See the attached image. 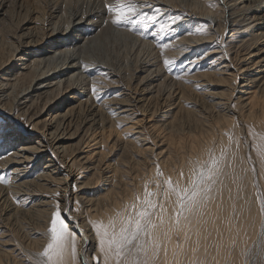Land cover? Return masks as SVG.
I'll return each mask as SVG.
<instances>
[{
  "label": "rangeland",
  "instance_id": "374dc122",
  "mask_svg": "<svg viewBox=\"0 0 264 264\" xmlns=\"http://www.w3.org/2000/svg\"><path fill=\"white\" fill-rule=\"evenodd\" d=\"M185 1L192 4L190 3L192 0ZM202 1L213 8H218V10L223 6L216 0ZM27 2L30 3L32 0H27ZM117 2L118 0H108L107 2L106 0H100V2L95 0L93 5L101 3V7L105 8H103L105 17L101 18L99 22L102 21L101 29L104 28L107 31L101 33L98 28L89 33L90 36L97 34V38L82 48V55L86 59L83 60L79 56L87 65L90 73L92 72L88 75L89 80L86 82L90 89L89 93L95 102L110 101L111 104L108 105L116 108L115 111L110 109L112 111L110 113L112 115L119 113L117 117L122 116V118L120 117L121 119L115 122L112 129L106 127L103 131L97 129L92 133V136L85 135L80 144V137L83 134L81 130L73 136V139L65 140L66 144L72 143L74 147L79 146L81 151L79 157H87L92 162L91 166L94 167L88 171L83 170L79 165L73 168L75 175L72 180L77 179L84 184L83 187L78 190V187L71 183L64 193L60 188L57 189L58 191L54 188L41 194L38 193V196L45 197L42 204V207L43 205L45 207H43L44 213L35 215L12 213L14 218L11 216L10 222L1 220L0 246L9 251L14 249L12 255L17 260L16 264H45L46 257H42L40 253L50 242L51 221L54 213L59 210L61 219L68 225V232L75 233L74 236H69L66 242L60 264H116L114 257H109L106 261L101 246L100 249L97 248L96 241L99 240L100 243V237L97 235L98 240L95 239L97 234L95 225H109L111 222H115L116 230L119 231L121 221L126 216L134 217L137 211L146 207L143 203L146 193L152 194L147 198L153 202V197L158 189L159 191L163 190L167 185L172 198H177L173 189L191 188L192 179L197 172L201 168L206 169L211 158L215 157L218 161L215 169L217 175L214 174L213 180L208 183L211 188L221 183L225 185L223 198H221V200L224 199L221 201L224 205L216 210H209L208 218L194 223V225H198V228L194 227L188 236L191 237L188 238V242L193 254L184 258L182 264H264V211H262L264 155L257 149V145L261 143L260 137L264 136V96H260L264 94V91L255 86L246 90L242 99L237 100L235 95L232 97L233 82L236 84V81L229 82L228 74L213 73L208 68L210 61L218 57L221 51L218 49V51L211 52L212 45L224 50L226 57L222 61L229 60L227 53L232 59L231 56L234 52L241 49L242 40L248 38V34L242 27L245 22L228 28L223 35L215 34L213 42H207L199 47V44L196 46V41L188 42V39L207 32V26L200 20L192 19L191 12L189 9H185L184 5L181 4L179 8L168 6L172 13L168 8L166 10L163 6L150 0H130L136 5V14L132 17L136 23H120L118 25L113 23L114 13L108 10L109 5L115 6ZM123 3L128 4L129 0H125ZM2 16L0 15V21ZM153 17H155L154 20ZM80 24L88 23L81 22ZM0 25H6V23L1 21ZM27 25L32 26L33 23L29 21ZM91 25L90 23L88 26L89 32ZM7 31L2 29V37L8 38ZM107 33H112L110 38ZM234 36H238L237 39H233ZM182 38L188 42L187 44L181 41L184 46L182 54L180 56L172 54L170 58L164 60L165 67L160 65L163 73L165 70L164 75L172 80L169 87L172 86L173 89L176 87L177 91L180 89V94L181 91L184 92V99L182 97L184 102L179 98L171 100L167 108L162 106L159 115L153 116L150 112L138 109L139 104L134 106L114 101L115 96L122 97L123 93L130 92L129 89L127 90L126 72L123 68L126 58L121 52L124 51V48L120 47L123 40L129 42V45L136 41L138 49L141 48L143 41L148 43L154 41L156 47L153 48L156 51L161 49L160 46L163 48ZM238 38L242 40L237 41ZM113 41L116 45L114 51L111 48ZM218 41L220 43H217ZM39 48L41 45H38L35 50ZM80 50L78 54H80ZM127 60L131 61L132 58L127 57ZM15 61L17 64L15 66L20 68L23 66L22 61L18 58H15ZM94 61L99 62L95 65L91 64ZM108 61L111 62L110 68L104 63ZM165 61L171 63L166 64ZM130 65H133V62H130ZM4 67L0 69V79L7 80L10 77L7 68L10 66ZM100 67L105 68L108 72L109 70L114 72V76L106 75L103 71L105 76L100 77L99 75H104L101 74ZM118 68H122L119 73ZM143 75L142 72H136L131 83L135 84ZM105 77L109 78L107 80L109 82L105 81ZM258 77L261 80L264 73ZM96 78H98L100 87L90 81L96 80ZM110 80L112 81L110 82ZM158 80L161 82L162 77ZM157 81L154 84H157ZM94 85L97 89L95 90L97 96L93 91ZM101 85L107 90L100 92ZM150 88L152 86L146 87L144 91L146 96L143 99L152 101L150 103L152 105L155 103L152 100L155 87L152 90ZM99 93L100 95H98ZM255 94L260 97L255 98ZM56 99L61 103L62 95ZM228 99L229 102L226 103ZM39 102L37 107H42L44 100H39ZM77 102L75 99L70 100L69 106ZM178 102H182V108L178 106L180 105ZM5 103L0 106V131L4 129L6 133L2 137L1 146L14 133L27 136L29 128V125L24 123L21 118H16L13 112L10 113L7 110ZM125 115H127V119ZM39 116L44 119L47 112L43 111ZM7 129L8 131H6ZM150 144L154 145L153 152L148 149H146L147 152L142 151L145 147H150ZM32 165L34 166V163ZM39 166L36 168H40ZM2 170L0 169V177L4 178V182H0V184H6L8 176L5 173L2 174ZM228 173H233V177H230ZM168 181L171 182V188ZM235 189L236 196L233 198ZM82 190V195L79 193V196L75 197ZM201 194L204 195L203 201L210 191ZM9 198L13 203L18 200L14 196ZM23 198L26 199V196ZM215 198L217 199V196ZM208 199L207 197L206 201L204 200L205 203H213ZM133 205L135 208L132 207ZM198 205L196 210H199ZM178 212L180 210L176 212L177 217ZM204 212L205 210H201L199 215H203ZM228 213L231 216L230 220ZM185 216L188 217V215ZM111 230L109 228V231ZM175 232V240L179 242L183 232L178 229ZM72 237L75 238V255L72 253ZM134 248L135 245H133V250ZM141 255L142 253L138 254L139 260H141ZM132 258L133 252H129L120 261V264H126Z\"/></svg>",
  "mask_w": 264,
  "mask_h": 264
},
{
  "label": "bare ground",
  "instance_id": "6f19581e",
  "mask_svg": "<svg viewBox=\"0 0 264 264\" xmlns=\"http://www.w3.org/2000/svg\"><path fill=\"white\" fill-rule=\"evenodd\" d=\"M96 1L100 2V0ZM124 1L122 0V2ZM150 1L156 2L166 10L167 8L170 10L168 6L179 8L182 4L185 9H189L192 19L203 22L207 26V32H202L198 36L188 39V42L196 41L197 44H195L196 46L199 44V47L207 42H213L215 34L223 35L228 28L245 22L242 27L248 34V38L245 40L238 38L237 41L242 40L241 49L234 52L231 56L232 59L227 53L229 60L222 61L226 57L224 50L212 45L210 47L211 52L218 51V49L221 51L219 50L220 55L218 57L210 61L208 65L211 68H208L213 73L228 74L230 76V79H227L229 82L236 81V84L233 82L232 97L235 95L237 100L242 99L246 90L255 86L264 91V77L261 80L258 77L264 73V0H216L223 5L219 10L207 5L202 0H192L190 2L192 4H188L185 0ZM94 3L95 0H32L30 3L27 0H0V15H3L1 21L6 23V25H0V69L4 66L11 67L7 68L10 77L7 80L0 79V106L6 102L7 110L10 113L13 112L16 118H21L24 123L29 125L27 136L14 133L3 146H1V141L6 133L4 129L0 131V169H3L2 174L5 173L8 176L6 184H0V221L10 222L12 213L43 214L45 207L43 205V208L42 204L45 197L38 196V193L41 194L54 188L56 190L60 188L64 193L71 183L75 184L78 190L82 188L84 184L75 178L74 181L72 180L75 175L73 168L79 165L80 168L88 171L94 167L91 166L92 162L87 157H79L81 155L79 146L74 147L72 143L66 144L65 140L73 139V136L81 130L83 134L80 137V144L85 135L92 136V133L97 129L102 131L106 127L112 129L115 122L122 118V116H120L121 118L117 117L119 113L111 114V110L115 111L116 108L108 105L111 104L110 101L104 100L101 103H96L87 87L88 75L92 72L90 73L87 65L83 62L86 57L82 55V48L97 38V34L90 36L89 33L98 28L101 33L107 31V29H101L102 21L99 22L101 18L105 17L104 7H101V3L93 5ZM170 11L172 12V10ZM29 21L33 23L32 26L27 25ZM81 22L88 24L82 25ZM90 23L92 27L89 32ZM2 29L8 30L6 32L8 38L2 37ZM111 34L107 33V36L110 38ZM237 37L234 36L233 39H237ZM181 41L188 44L186 39L182 38L165 45L166 47L160 46L161 49L155 51L154 41L153 43L143 41L141 48L138 49L136 41L129 45V42L123 40L120 47L124 48V51L121 52L126 58L123 68L126 72L127 90L129 89L130 92L123 93L122 97L115 96L114 101L134 106L139 104L138 109L150 112L153 116L159 115L162 106L167 108L171 100L179 98L183 101L184 92L181 91L180 94V89L177 91L176 87L174 89L171 88L172 86L169 87L172 80L164 75L165 70L163 69V73L161 67L164 60L170 58L172 54L177 56L182 54L184 46H182ZM38 45H41V48L35 50ZM115 47L113 41L112 51ZM79 50L80 54H78ZM127 57L132 58V60L128 61ZM15 58L22 61L23 66L21 68L15 66L17 65ZM98 62L94 61L91 64L95 65ZM130 62H133V65H130ZM104 63L108 68L111 67L110 61ZM221 63L223 64L220 65ZM100 70L102 71L101 74L105 72L106 75L114 76V72L110 70L108 72L103 67H100ZM121 71L122 68H118V73ZM138 71L144 75L139 81L132 84L131 81ZM105 74L99 76L104 77ZM161 77V82L157 81ZM108 79L105 77V81ZM217 80L220 81L221 79ZM90 81H93L92 84L100 85L98 78ZM155 81L160 83L154 84ZM172 84L175 86L174 83ZM101 86L100 92L107 90L103 85ZM147 86L155 87L153 89L154 95L152 94V100L155 103L152 105H150L152 101L143 99L146 96L144 91ZM95 93L97 96V92ZM59 95H62L63 98L61 103L56 99ZM260 96H264V94ZM260 96L255 94L257 99ZM232 97L231 100H233ZM74 99L78 102L69 106L70 100ZM39 100H44L42 107H37L40 103ZM228 102L229 99L226 103ZM181 103L178 105L180 108H182ZM23 104L24 106H22ZM171 104L173 105V102ZM43 111L47 112L44 119L39 118ZM9 112H7L8 115H10ZM7 128L9 129L10 126L8 125ZM149 146L142 151L147 152L146 149H148V151L153 152L154 145L151 146L150 144ZM42 163L44 164L39 166ZM36 166L40 168H36ZM33 173L35 174L33 175ZM215 174L217 175V173ZM228 175L233 177V173H228ZM85 185L87 186V184ZM223 189L225 191V185L222 183L212 187L207 197L213 203H205L207 197L203 202L202 197L204 195L201 194L203 196L198 198L202 201L198 205L199 210L194 207L195 210H185L178 217L176 212L180 209H178L177 198H172L167 185L164 186L163 190H160L161 192L158 189L153 197L155 207L147 209L150 213L148 219L155 227L150 229V237H143L146 253L141 255V264H145V262L146 264H182L184 258L190 257L193 251L188 242V238H191L188 237L189 232L194 227L198 228V225H194L195 222L198 223L201 219L209 217V210H216L224 205L221 203L224 200H221L224 193ZM83 190L75 193V197H78L79 193L82 195ZM10 196L16 197L17 202H11ZM25 196L26 199L23 198ZM235 196L236 189L233 192V198ZM80 199L82 198L80 197ZM201 210H205L203 215H199ZM206 212L207 214H205ZM228 217L230 220V213H228ZM177 229L183 232L179 242L174 237ZM69 233L70 236L75 235L73 231ZM95 239L98 240L97 234ZM96 243L97 248L100 249L99 240ZM13 251L14 249L9 251L0 246V264H16L17 260L12 255Z\"/></svg>",
  "mask_w": 264,
  "mask_h": 264
},
{
  "label": "snow or ice",
  "instance_id": "6c2138e0",
  "mask_svg": "<svg viewBox=\"0 0 264 264\" xmlns=\"http://www.w3.org/2000/svg\"><path fill=\"white\" fill-rule=\"evenodd\" d=\"M108 10L109 12L114 13L113 23L115 24L136 23L132 18L136 14V5L131 3L130 0L128 4H124L122 0H118L117 5H109ZM152 19L154 20L155 17ZM165 63L168 64L171 62L165 61ZM95 90L94 86L93 91L95 92ZM260 140L261 143L257 145V149L262 155H264V136L260 137ZM217 164V159L212 157L207 168H201L194 176L191 182V188H185L183 190L173 189L177 194V203L180 209V212L177 214L178 216L185 210L191 211L200 203L198 198L201 196V193H206L211 190V186L208 182L213 180ZM159 174L160 173L158 172V175ZM0 182H4L3 177H0ZM168 184L171 188L172 185L170 181H168ZM151 195V193H146L145 200L143 201L146 205L145 208L137 211L134 217L128 215L121 221L119 231L116 230L115 222H111L109 225H95L97 235L100 237L101 251L105 253L106 261L109 257H114L116 264H120V261L125 258L129 252H133V258L127 261L126 264H140L138 254L146 253L143 237H150V229L155 227L151 220L148 219L150 213L147 209L155 207V204L147 198ZM132 207L135 208V205ZM262 211H264V201H262ZM109 228L112 230L109 231ZM49 232L51 235L50 242L40 255L46 257L45 264H60L70 233L68 232L64 220L61 219L59 210L53 215ZM71 244L72 253L75 255L74 237L71 238ZM133 245H135L134 250Z\"/></svg>",
  "mask_w": 264,
  "mask_h": 264
}]
</instances>
